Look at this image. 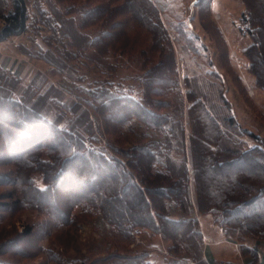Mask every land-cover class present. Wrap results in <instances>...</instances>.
Wrapping results in <instances>:
<instances>
[{
	"label": "trees",
	"instance_id": "16d2710c",
	"mask_svg": "<svg viewBox=\"0 0 264 264\" xmlns=\"http://www.w3.org/2000/svg\"><path fill=\"white\" fill-rule=\"evenodd\" d=\"M30 1L12 0V9L1 13L4 25L0 29V41L28 31L33 18ZM112 1L97 0L95 6H87L86 9H77L72 4L66 7L61 19H56L60 15L58 11L47 12L46 24L55 27V30L52 29L55 32L56 26L57 29L62 28L66 19L76 23L80 15L76 28L83 31L102 21L105 28L102 33L95 36L83 33L84 44L77 49H92L86 57L92 62L103 64L104 61L96 56L98 52L100 56H106L119 43L131 44L125 21L118 19L117 11L122 7L112 5ZM121 1L129 6L132 18L154 35V49L166 51L169 47L165 41L167 30L151 0ZM2 2L4 0H0V5ZM138 2L142 5H138ZM244 2L246 12L243 21L247 26L243 31L253 40L244 54L250 61L249 70L255 76L257 86L264 90V0ZM133 4L134 7L131 6ZM38 15L41 16V13ZM158 32L163 34L162 44L156 38ZM128 46L119 49L126 50ZM167 53L168 60H171L167 74L157 76L163 61L152 65L145 74L147 82L150 81L152 85L145 90L142 98L137 97L132 86L97 81L100 86L96 89L83 90L88 99H78L70 106L73 110L72 107L87 104L104 117L108 133L113 129V122L124 126L135 122L153 132V136L151 133L141 134L127 148L113 147L112 151L98 148L93 143L95 137L90 138L89 135L90 121L85 119L88 126L82 131L74 124L63 126L59 117L65 114L58 107L65 106L64 103L57 102L59 114L49 117L32 106L38 101L29 104L22 97L14 96L19 84L17 76L0 72V146L3 145L9 152L11 161L18 168L17 183L23 187V193L27 194L23 201L27 206L46 208L62 223L71 220L67 214H73L77 207H82L85 212L97 211L117 233L126 238L131 237L138 228L151 230L171 241L169 250L173 256L185 253L184 257L188 261L197 263L203 257L202 234L197 219L191 216L195 213L191 201L185 128L176 104L156 100L166 91L164 87L159 88V81L164 82L165 87L170 86H167L168 83L176 82L170 78L175 64L173 50L168 49ZM108 69L113 71L115 68L105 70ZM191 74L194 76V70ZM208 74L219 78V81L221 79L220 74L214 70ZM195 75L201 77L197 73ZM212 82L218 84L217 81ZM197 89L202 91V87ZM220 96L229 106L222 91ZM193 97L196 100L193 107L196 105V111L201 114L199 128L195 127L192 136L194 183L201 212L217 214V221L227 234L235 231L238 237H245L246 233L264 237V226H257L259 221L264 223V137H255L257 146H250L248 142L232 137L225 128L227 123H233L234 127L239 124L231 107H228L226 115L221 112L217 116L213 112L214 108L209 107L206 101L198 96ZM113 106L122 114L114 111ZM87 113L86 107L82 115L86 117ZM35 173L42 175L45 187L37 184L32 177ZM70 182L77 185L80 194H72L73 198L66 203L65 210L57 202L51 204L59 188L73 193L69 188ZM45 197L50 198V201L42 200ZM245 249L256 256L255 249ZM117 258L128 260L131 257ZM137 258L139 260H135ZM137 258L127 264H155L148 260L149 255L146 253H143V258ZM170 264L183 263L175 259Z\"/></svg>",
	"mask_w": 264,
	"mask_h": 264
},
{
	"label": "rangeland",
	"instance_id": "374dc122",
	"mask_svg": "<svg viewBox=\"0 0 264 264\" xmlns=\"http://www.w3.org/2000/svg\"><path fill=\"white\" fill-rule=\"evenodd\" d=\"M239 1L151 0L167 30L165 41L169 45L167 48L173 50L175 63L170 78L176 81L174 84L168 83L169 87L159 81V88H166V91L161 97H156V100L176 104L185 128L191 201L195 213L191 216L197 219L202 234V260L197 263L188 261L184 257L185 253L173 256L169 250L171 241L148 229H135L134 234L126 238L117 233L97 211L85 212L82 207H77L73 214H67L71 220L62 223L46 208L35 209L27 206L23 202L27 194L23 193V187L17 183L18 168L11 161L9 152L1 145L0 264H127L137 257L143 258V253L149 255L148 260L155 264H170L175 259L183 264H264V237L253 233L238 237L239 234L235 231L227 234L222 224L217 221V214L201 212L194 183L192 136L195 127L199 128L201 114L196 111V105L193 107L196 101L193 96L206 101L209 107L215 109L213 112L217 116L221 112L226 115L228 107H231L239 124L234 127L233 123H227L225 128L232 137L248 142L250 146L258 145L255 137H264V90L257 86L256 78L249 70L250 61L244 54V50L253 40L243 31L247 26L243 21L246 5L244 0L242 4ZM30 2L33 18L28 31L0 41V72L19 78L14 96L22 97L29 104L38 101L32 106L49 117L59 114V108L65 114L59 117L63 126L74 124L82 131L88 126L85 121L87 119L91 122L90 138L95 137L93 143L98 148L109 151L113 147L127 148L141 134L151 133L153 136V132L135 122L130 126L113 122V129L108 133L104 117L87 104L70 109L78 99H88L83 90L96 89L100 86L97 81L132 86L137 97L142 98L145 90L152 85L145 78L152 65L163 61L157 76L167 74V66L171 61L168 60V49L163 52L154 49V35L132 18L129 6L124 5L121 0L112 1V5L122 7L117 11L118 19L125 21L131 44L119 43L106 56H100L98 52L99 55L96 56L104 61L99 64L86 57L92 49L84 51L77 48L84 44L83 33L87 32L92 36L102 33L105 29L102 21L78 31V15L77 24L66 19L63 27L57 29L56 26L54 32L55 27L46 24L48 21L45 18L47 12L56 10L60 14L56 19H61L60 16H64L67 6L75 4L77 9H86L87 6L92 8L97 0ZM135 4L131 6L134 7ZM138 5L142 4L138 2ZM10 9L12 0H4L0 5V16ZM40 13L41 16L38 15ZM3 25L4 21L0 17V29ZM223 28L227 31L225 33L228 39ZM156 38L161 44L164 41L162 32H158ZM122 46L129 48L120 50ZM112 67L115 68L113 71L105 70ZM193 70L194 76L191 74ZM212 70L220 74V81L214 75L208 74ZM196 73L201 77L197 78ZM213 80L218 84L215 85ZM198 87H202V91ZM220 91L225 94L229 106L222 101ZM41 99L44 102L42 100L40 103ZM57 102L64 103L66 107H58ZM86 107L88 113L85 117L82 114ZM112 109L122 114L117 107L113 106ZM157 110L166 112L160 108ZM70 172L74 173V170L70 169ZM32 177L40 187H45L41 174L35 173ZM72 183L70 182L69 188L73 193L65 192V188L61 187L51 204L57 202L65 210L66 203L73 198L72 194H80V189ZM42 200L49 202L50 198L45 197ZM257 226H264V223L259 221ZM244 247L255 249L256 256H252ZM119 256L131 258H117Z\"/></svg>",
	"mask_w": 264,
	"mask_h": 264
},
{
	"label": "crops",
	"instance_id": "0c3cea01",
	"mask_svg": "<svg viewBox=\"0 0 264 264\" xmlns=\"http://www.w3.org/2000/svg\"><path fill=\"white\" fill-rule=\"evenodd\" d=\"M239 2H240L241 4L243 3L242 0H240ZM223 32H224V33L227 32V31L225 30V28H223ZM225 35H226V33H225ZM226 38L228 39V35H226Z\"/></svg>",
	"mask_w": 264,
	"mask_h": 264
}]
</instances>
